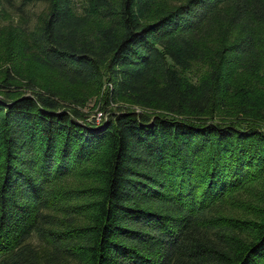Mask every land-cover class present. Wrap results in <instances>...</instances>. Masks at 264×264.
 Instances as JSON below:
<instances>
[{"label":"trees","instance_id":"16d2710c","mask_svg":"<svg viewBox=\"0 0 264 264\" xmlns=\"http://www.w3.org/2000/svg\"><path fill=\"white\" fill-rule=\"evenodd\" d=\"M38 2L19 43L57 82L2 72L0 264H264V207L224 212L264 177V96L228 66L264 69V0ZM95 160L97 199L71 203L59 183Z\"/></svg>","mask_w":264,"mask_h":264},{"label":"rangeland","instance_id":"374dc122","mask_svg":"<svg viewBox=\"0 0 264 264\" xmlns=\"http://www.w3.org/2000/svg\"><path fill=\"white\" fill-rule=\"evenodd\" d=\"M76 2L77 6L82 8L86 5L87 0H76ZM46 10L47 4L45 2L24 4V0H0V81L3 75L2 72L8 67L17 68L26 76L27 74L33 75L40 79L41 83H49V80H53L52 74L37 69L33 60L26 59L23 55V46L19 43L20 37L27 40L24 30L31 32L38 28ZM263 32L264 29L260 31L258 36L260 37V52L264 60ZM234 64L235 61L233 60L228 66L232 69L233 76L239 74V83L246 84L247 89H252V92L264 96V69L261 68L258 71L246 74V72H241ZM209 69V64H200L198 67H194L190 74L193 78L196 75L202 77L209 72ZM56 82L57 80L54 78L53 83ZM33 87L42 90V86L36 81ZM101 100L100 94L88 100L87 105L83 107L86 120L97 124L106 121L110 115V106L106 107ZM123 104L120 106L135 110L132 106ZM111 107L115 108L116 105L112 104ZM259 125L264 128V122L259 123ZM98 165L99 161L95 160L59 183L60 188L70 190L67 193L68 195L79 196L77 200L71 201V203H87L97 199L98 195L93 192L96 190L90 188L101 186L102 177L100 172L96 170ZM260 179L246 183L243 188L239 187L237 190L230 192L229 201L224 211L226 215L249 217L258 207H264V177Z\"/></svg>","mask_w":264,"mask_h":264}]
</instances>
